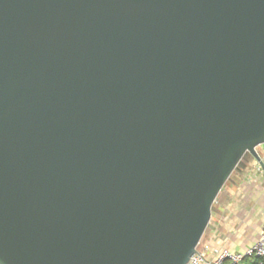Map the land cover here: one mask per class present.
<instances>
[{
  "label": "water",
  "instance_id": "95a60500",
  "mask_svg": "<svg viewBox=\"0 0 264 264\" xmlns=\"http://www.w3.org/2000/svg\"><path fill=\"white\" fill-rule=\"evenodd\" d=\"M262 145L264 0H0V264H187Z\"/></svg>",
  "mask_w": 264,
  "mask_h": 264
},
{
  "label": "crops",
  "instance_id": "0c3cea01",
  "mask_svg": "<svg viewBox=\"0 0 264 264\" xmlns=\"http://www.w3.org/2000/svg\"><path fill=\"white\" fill-rule=\"evenodd\" d=\"M257 151L264 163V145ZM260 166L247 156L233 173L213 212L215 228L203 244L214 250L245 252L258 241L264 222V168Z\"/></svg>",
  "mask_w": 264,
  "mask_h": 264
},
{
  "label": "built area",
  "instance_id": "2783aa9c",
  "mask_svg": "<svg viewBox=\"0 0 264 264\" xmlns=\"http://www.w3.org/2000/svg\"><path fill=\"white\" fill-rule=\"evenodd\" d=\"M260 167L263 168L262 165ZM252 258L260 260V264H264V222L258 241L247 251L234 252L227 248L214 250L201 242L197 253L187 264H248V260Z\"/></svg>",
  "mask_w": 264,
  "mask_h": 264
},
{
  "label": "rangeland",
  "instance_id": "374dc122",
  "mask_svg": "<svg viewBox=\"0 0 264 264\" xmlns=\"http://www.w3.org/2000/svg\"><path fill=\"white\" fill-rule=\"evenodd\" d=\"M228 182H229V181H228ZM228 182L226 183V185L224 186L223 190L221 191V193H220L218 199L216 200V202H215V204H214V206H213V212L215 211V209H216L218 206H220V205H219V199L222 198L223 192L225 191L226 187H227L228 184H229ZM213 212H212L211 222H210V224H209V226H208V228H207V230H206V233L204 234V237H203L204 240H205V238H206L208 235H210L212 229L215 228V220H216V218L213 219V216H214V215H213Z\"/></svg>",
  "mask_w": 264,
  "mask_h": 264
},
{
  "label": "trees",
  "instance_id": "16d2710c",
  "mask_svg": "<svg viewBox=\"0 0 264 264\" xmlns=\"http://www.w3.org/2000/svg\"><path fill=\"white\" fill-rule=\"evenodd\" d=\"M248 261H249V264H260V260H257V259H254V258L249 259Z\"/></svg>",
  "mask_w": 264,
  "mask_h": 264
}]
</instances>
